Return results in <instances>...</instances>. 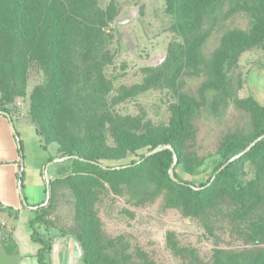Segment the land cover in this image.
Returning a JSON list of instances; mask_svg holds the SVG:
<instances>
[{
  "label": "rangeland",
  "instance_id": "1",
  "mask_svg": "<svg viewBox=\"0 0 264 264\" xmlns=\"http://www.w3.org/2000/svg\"><path fill=\"white\" fill-rule=\"evenodd\" d=\"M98 3L102 8L112 4L116 9L114 16L128 6L140 11L139 17L127 24L112 22L110 25L113 59L104 67V74L112 88L107 93L106 109L140 121L136 131L140 137L135 139V144L140 145L168 135L178 122L174 108L179 105L180 96L190 98L191 103H183L178 112L184 117L182 128L191 132L182 135L178 143L182 159L172 173L197 184L206 182L233 142L252 139L264 127V47L246 50L231 64L225 63L218 77L213 75L210 63L224 30L248 29V16L230 13L225 18L221 16L212 29L203 25L199 34L208 35L195 46L198 51L194 62H185L184 58L182 64L169 70L163 64L166 55L172 49L188 50L189 46L173 27L168 0H98ZM147 79L159 84L144 90L134 88L145 84ZM48 85L49 77L37 64H31L24 81L0 68V103L8 106L23 139L26 175L29 170L37 169L51 152L57 159L67 157L55 161L61 165L53 178L56 182L51 187L49 183L46 219L36 224L39 236L51 241L46 253L47 264H84L76 237L84 228L76 218V196L71 180L66 179L72 173V158L61 156L63 151L56 141H44L49 150H43L32 121V94L35 88L46 89ZM112 129L107 124L105 134L107 147L116 153L115 159H106L105 163H128L146 152L147 147L135 153L119 150ZM147 165L137 177L128 174L112 182L97 177L93 185V232L89 242L94 264H107L106 258L112 264H195L191 258L199 256L200 260L207 261L218 248L232 250L248 246L221 214L205 222L201 216L185 215L182 208L173 206L175 200L161 181L154 161ZM260 167L261 155H250L240 159L232 175L224 180L245 184L257 177ZM65 169H68L66 173ZM4 227L0 214V234ZM241 229L246 230L243 225L238 231ZM259 239V245L264 247V238L259 236ZM26 259L25 264H39L37 256Z\"/></svg>",
  "mask_w": 264,
  "mask_h": 264
},
{
  "label": "trees",
  "instance_id": "2",
  "mask_svg": "<svg viewBox=\"0 0 264 264\" xmlns=\"http://www.w3.org/2000/svg\"><path fill=\"white\" fill-rule=\"evenodd\" d=\"M226 7L229 9L225 12ZM168 11L174 17L173 27L181 33L186 43L188 41L189 46L188 50L172 49L166 55L163 64L169 70L182 64L184 58L185 62H194L197 58L195 52L198 51L195 46L208 35L199 34L203 25H209L212 29L221 16L225 18L230 13L246 14L250 27L224 30L220 45L210 60L213 75L221 76L225 63L231 64L242 52L264 47V0H168ZM115 12L112 4L102 8L98 0H0V68L24 81L31 64H37L49 77L48 88L37 87L32 94V121L45 149L44 141H56L60 144V151H63L61 156L72 158V173L66 179L71 180L76 196V218L84 228L83 233H76L82 263L94 264L89 242L92 241L93 232V185L97 177L109 182L128 174L137 177L148 163L154 161L161 181L175 200L173 206L182 208L185 215L201 216L205 222H211L212 217L221 214L244 245L248 244L242 249L218 248L209 260L203 261L195 256L191 262L264 264V247L259 245V236L264 238V138L231 162L210 183L212 176L228 159L264 134V127L252 139L233 142L206 182L197 184L177 173L174 174L176 180H173L169 174L174 161L172 150L164 149L152 155L148 153L170 144L176 153V164L182 159L178 143L182 135L190 134L191 129L182 128L184 117L178 110L183 103L189 105L191 100L185 95L180 96L179 105L174 108L178 122L168 135L135 144V139L140 137L136 132L140 128V121L106 109L107 93L112 85L106 79L104 67L113 59L110 50L112 35L109 31L117 16H114ZM144 83L146 85H135L134 88L144 90L159 84L152 79ZM3 112L10 115L8 106L1 102L0 113ZM107 124L113 127L119 150L135 153L139 148L147 147L146 152L128 163H105L106 159H115L116 154L107 147ZM15 134L18 135V132L15 131ZM19 142L23 155L22 141L19 139ZM250 155H261L257 177L245 184L224 180L232 175L240 159ZM74 156L78 158L73 159ZM54 158V155H50L47 163ZM55 182L52 178L50 187ZM36 208L31 219L32 238L41 245L36 254L39 264H47L46 253L50 250L51 241L39 236L35 225L45 222L48 205L41 204ZM242 225L247 231H238ZM204 226L208 227L206 223ZM106 259L107 264L113 263ZM95 260L98 261L97 258Z\"/></svg>",
  "mask_w": 264,
  "mask_h": 264
},
{
  "label": "crops",
  "instance_id": "3",
  "mask_svg": "<svg viewBox=\"0 0 264 264\" xmlns=\"http://www.w3.org/2000/svg\"><path fill=\"white\" fill-rule=\"evenodd\" d=\"M11 121L16 129L13 117L10 115L9 119L0 113V214L5 222L0 234V264H25L27 256H37V251L41 247L34 245L39 243L32 238L31 219L36 207L46 203L48 186L44 169L53 152L37 169L29 170L26 175L25 146L22 143V163L18 138L13 131ZM16 131L22 141L19 131ZM40 146L45 151L49 150L45 149L41 142ZM21 164H23L24 176L20 182ZM59 164L61 165L59 162H53L49 165L50 179L54 178ZM38 226L35 225L39 230ZM76 252L78 253V249Z\"/></svg>",
  "mask_w": 264,
  "mask_h": 264
},
{
  "label": "water",
  "instance_id": "4",
  "mask_svg": "<svg viewBox=\"0 0 264 264\" xmlns=\"http://www.w3.org/2000/svg\"><path fill=\"white\" fill-rule=\"evenodd\" d=\"M140 15V11H139V8L137 7H133V6H128L126 7L123 11L119 12V14L114 18L113 22L117 25H124V24H127L131 21H133L134 19H136L137 17H139ZM2 114L6 115L7 117H9L10 119V115L9 113L7 112H3ZM11 124H12V128H13V131L15 133L16 129L11 121ZM16 137L18 138V145H19V148L21 147L20 145V142H19V137L17 134H15ZM264 138V134L260 135L259 137H257L256 139H254L247 147L246 149H244L243 151H241L240 153L234 155L233 157H231L230 159H228L218 170L217 172L212 176L211 178V181L210 183L215 179V177L217 176L218 173H220L225 167H227L231 162H233L234 160L238 159L239 157L243 156L246 152H248L259 140L263 139ZM164 149H170L172 150L173 152V158H174V161L170 167V171H169V174H170V177L174 180H176L175 176L173 175V170H174V167L176 165V161H177V157H176V153L174 151V148L170 145V144H167V145H164L162 147H159V148H155L153 150H151L148 155H152V154H155L156 152H159L161 150H164ZM22 158V163H23V155H21ZM76 158H78V156H74ZM67 157H64V158H60V159H57V158H54L52 161L48 162L45 166V169H44V176H45V179H46V183H47V186L49 187V183H50V177L48 175V167L49 165L52 163V162H55V161H61L63 159H65ZM22 168H21V171H20V182H21V176H22V173H23V164H21ZM209 183V184H210ZM46 204V203H44Z\"/></svg>",
  "mask_w": 264,
  "mask_h": 264
}]
</instances>
